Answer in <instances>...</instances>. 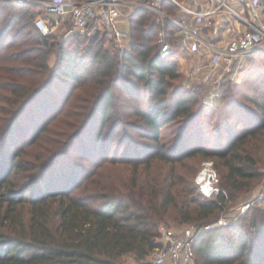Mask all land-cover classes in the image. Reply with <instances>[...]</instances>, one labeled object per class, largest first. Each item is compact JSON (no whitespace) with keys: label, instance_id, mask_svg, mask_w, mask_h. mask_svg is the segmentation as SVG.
Here are the masks:
<instances>
[{"label":"trees","instance_id":"obj_1","mask_svg":"<svg viewBox=\"0 0 264 264\" xmlns=\"http://www.w3.org/2000/svg\"><path fill=\"white\" fill-rule=\"evenodd\" d=\"M161 8L168 11L170 17H175L173 11L179 13L167 0L162 1ZM149 11L140 9L129 18L128 50L113 52L103 47L104 34L96 40L77 34L56 40L52 39L53 32L43 36L34 26L30 8L17 6L12 0H0V102L5 103L0 107V143L13 141L19 116L41 95L49 100L35 114L31 113L33 120L43 121L56 112L61 105L57 104L58 93L64 94L66 90L67 99L70 90L82 85L89 86L85 88L87 96L79 103L77 115L80 119L85 116L84 129L99 115L97 142L102 127L117 112L116 83L128 98L134 99L133 114L143 121L142 136L154 143L152 147L145 146L146 150L152 149L151 158L141 160V153L135 155L137 161H133L131 172L121 185L110 183L97 188L93 194L81 196L57 188L62 181L65 180L64 185L69 182L66 175L55 173L67 149L53 155L47 164L40 165L38 174L19 178L16 173L20 164L14 162L17 154L6 156L7 152L0 150V264H123L121 258L126 254H132L139 262L145 261L156 245L154 239L158 237L159 222L170 210L175 211L174 220L197 221L199 225L196 226L203 227L222 209L218 203L223 196L203 198L194 180L196 198H189L187 181L181 175H174L173 166L164 176L161 171H151L150 160L154 158L174 165L184 157L208 153L201 142L187 135L191 119L195 117L191 114L192 105L187 94H179L173 106L168 105L171 81L179 73L176 60L161 56L158 31L163 24L166 39L177 42L175 26L168 18L156 17ZM25 31L28 32L25 34ZM7 39H10L7 49L2 52ZM50 53L56 54L51 66L48 64ZM130 78L142 84L144 91L138 90ZM259 88L260 98L244 97L246 102L253 104L255 112L237 101L226 105L222 118L224 129L219 139L227 134L228 143L224 149L212 153L222 159L226 169L224 179L232 188L245 183L239 179L257 175L255 166L260 157L255 158L252 152L264 150V82L255 90ZM141 92L151 95L145 108L137 102ZM199 111L203 110L196 111V115ZM232 117L234 128L229 123ZM42 121L34 133L35 139L47 128V122ZM181 121H184L182 128L186 127L184 137L173 147L172 153L163 152L168 149L160 144L161 129ZM61 144L58 143V147ZM7 145L8 151L15 146L12 142ZM129 156L126 153L125 161L131 160ZM141 164L145 165L141 170L146 172H139ZM38 166L33 169L37 170ZM53 175L56 176L52 186L49 179ZM219 185L228 193L220 178ZM30 191L32 196H26ZM263 222L261 225L256 219L249 222L252 228L249 238L242 224L203 231L194 243L195 263L264 264Z\"/></svg>","mask_w":264,"mask_h":264},{"label":"rangeland","instance_id":"obj_2","mask_svg":"<svg viewBox=\"0 0 264 264\" xmlns=\"http://www.w3.org/2000/svg\"><path fill=\"white\" fill-rule=\"evenodd\" d=\"M12 2L17 6L30 8L34 19L37 15L43 13V0H12ZM149 10L150 14L155 15L156 17L157 15L159 16V13L155 10ZM172 14H175V17L179 16V14L174 11ZM162 25L160 31L163 30ZM1 29L2 27L0 30ZM67 29L68 26L65 25L63 28L55 30L52 39L54 37L56 40H62L63 38L68 37L69 33L67 32ZM224 29L226 28H223L222 30ZM160 31H158V37ZM26 32L28 31H25V34ZM106 38L104 39V48L113 52L122 51L112 39L108 37ZM9 41L10 39H7L5 42L2 52L7 49ZM171 42L173 43V46L176 47V41ZM123 50H128V44L124 46ZM179 51L180 50H177V52ZM55 59L56 54L50 53L48 55V64L50 66L53 65ZM192 59L193 57L189 58V61ZM200 59L201 57L199 60ZM204 59L205 57L203 60ZM177 71L179 73L178 77L171 81L172 87L168 94V105L172 107L179 94H187L189 102L192 105L191 114H194L195 116L191 119L192 121L190 129L187 131V135L189 136V134H191L193 141L198 140L201 142L203 148H206L208 155L195 154L189 157H184L181 161L175 162L174 165L163 163L154 158L150 160L151 171L152 173L161 171L164 176L169 172V168L173 166L174 175H181L187 181V187L190 191L188 197L196 198L193 184L194 175L200 169L204 161H212L229 196L225 202V209H221L216 218L205 223L204 226L216 221L222 215V212L226 214L232 212V210L243 201L254 198L255 204L253 205L252 210H250L246 216L244 215L233 223L227 225V227H230L234 224H242L243 231L247 238H249L252 236V228L249 225V222L256 219L258 224L260 223L261 225V222L264 221V195L261 198L258 196L263 192L264 150L252 152L255 158L260 157V159H257L258 161L255 166L257 175L251 179H239L240 182L245 183L237 188H232L224 179L226 169L223 166L222 159L212 153L216 152V150L224 149L228 143L229 136L227 134L222 135L223 138L219 139L220 131L224 125V120L222 118L225 117L226 105L228 103L237 101L247 108H252L255 112L253 104L246 102L244 97L260 98V88L258 90H255V88L259 87L261 82H264V48H260L246 56L241 61L235 62L229 72H223L219 82L215 84L219 89L220 94L216 103L213 105L209 104L208 94L215 85L205 80L201 72L191 76L187 66L182 67L179 63H177ZM88 73L87 77L89 76ZM131 81H133L135 86L138 87V90L142 89V84L137 80L131 79ZM88 86L89 85H86L85 88ZM115 86L114 93L117 98L115 102V111L117 112L116 115L112 116L104 127H102L101 135H99L97 142L96 133L100 123L99 115L95 118L93 124L85 129L82 128L85 116L83 115L80 119L79 114L77 115L79 112V103L87 96V92L83 85L70 90L67 99H65L67 94L65 93L67 92L66 90L63 92L64 94L58 93L57 104L61 103V105L58 106L56 112L51 113L54 114L53 117H50V114L43 119V121L39 120L42 121V123L47 122V128L37 139L34 138V133L39 126V121L36 119V121L33 120L32 114H35L36 110L42 105L44 106L49 99L45 98L44 95H41L37 101L31 103L15 123V129L17 132L15 131L12 135L13 141L10 139L9 142L0 143V150L3 149V153L7 152L6 156L11 153L13 156L17 154L14 158V162L20 164V168L16 173L17 178L22 175L38 174L41 170L40 165L50 161L51 157L59 153V151L62 153L67 149L66 155L62 157L56 167L57 170L55 173L60 174L59 176L63 177L66 175L69 178V182L64 185L65 180L63 179L64 181L61 182V187L58 186L57 188H64L66 192L74 196L88 195L95 193L98 191L97 188H102L103 185H109L110 183H114L118 186L121 185V182L124 181V177L131 172L133 161H137L135 158L136 154H142L143 159L141 160L151 158L153 156L152 149L150 148L151 150H146L145 146L152 147L154 146V143L148 138L142 136L141 125L143 121L133 114V103L135 101H133L134 99L128 98L127 93L120 89L118 83H116ZM142 90L144 91V89ZM51 91L56 90L52 88ZM145 92H141L140 99L139 101L137 100L142 108H145L151 98V95ZM4 104L5 103L0 102V107H4ZM199 109H202L203 111H199L200 113L196 115L195 112ZM81 114H84V111H82ZM0 118H2V115ZM229 123L230 126L234 125L235 119L232 117ZM183 124L184 121H181L163 126L159 140L160 144H163L168 149V152L166 149L163 150V152L172 153L174 150L173 147L178 144V141L182 140L186 132V127L182 128ZM10 133L12 134V131ZM9 138L10 137H8V139ZM11 142L15 146L11 147L8 151L9 147L7 148V143ZM60 142L62 144L58 147V143ZM61 146L63 147L60 148ZM262 148H264V144L262 145ZM126 153L130 154L129 158H131V160L125 161ZM178 156L179 155L177 154V158ZM111 159H114V161L109 162ZM35 165H39L37 170L33 169V166ZM138 167L139 172H146L145 170H141L145 165L141 164ZM1 170L2 169H0V177L2 175ZM52 174H54L53 170ZM56 175H53L51 177L52 179H49L52 186V180ZM75 175L77 177L74 178ZM55 190L57 189L55 188ZM26 196H32V191L28 192ZM172 215H175L174 210H170L167 213V216L161 220L159 224H165L166 226L175 229H180L187 225H199L197 221L181 223L179 219L174 220ZM262 226H264V222ZM121 260L123 264H150L148 258H146L145 261L139 262L132 254L124 255ZM234 264L243 263L236 261Z\"/></svg>","mask_w":264,"mask_h":264},{"label":"built area","instance_id":"obj_3","mask_svg":"<svg viewBox=\"0 0 264 264\" xmlns=\"http://www.w3.org/2000/svg\"><path fill=\"white\" fill-rule=\"evenodd\" d=\"M164 0H43V13L36 16L34 26L43 36L68 26L69 34L88 36L93 39L101 34L112 39L122 50L129 44V29L121 26L140 9H152L161 18H169L175 26L176 47L160 31L161 56L177 59V50L205 54L207 62H197L192 74L204 72L205 80L215 85L223 72H229L233 64L241 61L260 48H264V0H167L178 8L179 16L170 17L162 8ZM228 23V24H226ZM217 32L226 28L231 35L222 43L205 39L202 33L208 28ZM96 37V38H95ZM219 89L213 86L208 94L209 104L216 103ZM264 173V170H263ZM194 184L203 198L223 196L219 201L222 209L228 193L219 185V176L213 162L206 160L194 176ZM263 192L258 195L260 198ZM255 204V199L240 203L232 212L224 213L211 224L203 227L183 226L170 228L158 225L156 244L147 256L150 264H196L194 243L203 231L227 226Z\"/></svg>","mask_w":264,"mask_h":264},{"label":"crops","instance_id":"obj_4","mask_svg":"<svg viewBox=\"0 0 264 264\" xmlns=\"http://www.w3.org/2000/svg\"><path fill=\"white\" fill-rule=\"evenodd\" d=\"M121 26L127 30L129 29L128 28V22L122 23ZM223 28H220L217 32H213V29L210 27L207 30H205L204 33H202V36L205 39H211L213 37L214 38L213 41L218 42V43H222L226 39H228V37L231 35V32L228 31V29L222 30ZM179 52L177 55L176 62L179 63L182 67L187 66V69L190 72L191 76L195 74V73L192 74L191 72L194 69V66L197 62L202 63V64L204 62L205 63L207 62L206 58L203 60V58L206 57V56H204V54H195V53H191L187 50H181ZM192 57H193V59L191 61H189V58H192ZM200 57H201V59L199 60ZM201 73H202V75H204L203 74L204 72H201Z\"/></svg>","mask_w":264,"mask_h":264}]
</instances>
